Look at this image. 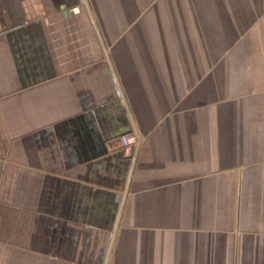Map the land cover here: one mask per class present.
I'll use <instances>...</instances> for the list:
<instances>
[{"label": "crops", "instance_id": "1", "mask_svg": "<svg viewBox=\"0 0 264 264\" xmlns=\"http://www.w3.org/2000/svg\"><path fill=\"white\" fill-rule=\"evenodd\" d=\"M0 264H264V0H0Z\"/></svg>", "mask_w": 264, "mask_h": 264}, {"label": "built area", "instance_id": "2", "mask_svg": "<svg viewBox=\"0 0 264 264\" xmlns=\"http://www.w3.org/2000/svg\"><path fill=\"white\" fill-rule=\"evenodd\" d=\"M74 10H77V8ZM120 139L122 143V149L126 154L132 153L133 148L138 144V138L131 133L122 135Z\"/></svg>", "mask_w": 264, "mask_h": 264}, {"label": "water", "instance_id": "3", "mask_svg": "<svg viewBox=\"0 0 264 264\" xmlns=\"http://www.w3.org/2000/svg\"><path fill=\"white\" fill-rule=\"evenodd\" d=\"M127 133H130V132H125V133L121 134V136L124 135V134H127ZM121 136H120V137H121ZM119 142H120V145L122 146V143H121V139H120V138H119ZM132 155H133V153H130V154H128V155L126 156V158H127V159H132Z\"/></svg>", "mask_w": 264, "mask_h": 264}, {"label": "flooded vegetation", "instance_id": "4", "mask_svg": "<svg viewBox=\"0 0 264 264\" xmlns=\"http://www.w3.org/2000/svg\"><path fill=\"white\" fill-rule=\"evenodd\" d=\"M87 3L88 4V0H79V6H83V4Z\"/></svg>", "mask_w": 264, "mask_h": 264}]
</instances>
